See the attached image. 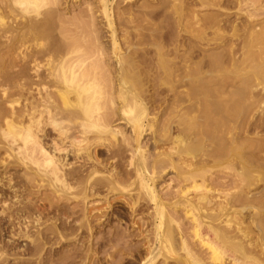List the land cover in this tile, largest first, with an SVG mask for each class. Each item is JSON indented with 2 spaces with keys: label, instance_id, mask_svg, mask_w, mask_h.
I'll return each instance as SVG.
<instances>
[{
  "label": "bare ground",
  "instance_id": "obj_1",
  "mask_svg": "<svg viewBox=\"0 0 264 264\" xmlns=\"http://www.w3.org/2000/svg\"><path fill=\"white\" fill-rule=\"evenodd\" d=\"M57 1L0 0V169H3V172H0V187H8L12 193L11 199L0 196V220H6L10 226L7 241L4 239L6 229L2 228L0 223V264L8 263L7 256L14 259L24 257L26 253L36 256L38 264H121L112 253L110 260L101 262L100 251L96 247L94 249V246L100 244L109 248L123 247L125 238L133 236V233L126 232L112 233L101 239L97 237L108 220L107 211L113 208L111 197L116 194L128 195L126 206L129 207L130 218L147 214L153 225L152 230L141 231L144 233L143 237L141 235L142 239L146 240L147 247H143L146 248V253L141 251V247H130L129 253L132 251L131 256L137 257L139 264H159L161 260L162 264H170L171 261L176 264H199L198 256L189 249L181 235L179 220L169 212L170 210L167 211L166 201L158 192V181L165 176L168 168H179L181 178L184 176L183 180L192 181L190 189L181 190V193L178 191L182 200L172 202V210L179 212L177 210L182 209L185 217L191 220L194 238L208 250L211 262L223 263L231 251L232 258H229L232 259V264H263L253 255L249 246L254 242L247 238L236 215L240 208H250L255 212L251 223L258 228L256 240L264 252V217L259 218V210L256 207L257 204H264V189L258 194H252V188L264 181V174L255 176L257 171L248 168L251 163L245 154H264V140L259 136L264 131V21H260V18L264 17V2L241 0L242 4L252 6L262 3L259 7L245 10L242 8L245 18L241 24L228 20L222 24L223 18L216 16L199 20L193 10L182 5V0H174L180 4L172 6L171 14L180 20L185 10L193 15L192 27L198 33L196 39L201 47L214 51L221 49V54L208 56V65H205L208 69V76H205L209 78L208 83L212 84L207 90H210L215 98L212 99L215 101L211 102V112L209 108L203 110L205 115H209L208 119H211L216 127L226 130L227 123L220 121L221 118L218 119L222 107L227 114L237 113L244 116L243 127L238 131L243 135L241 138L236 137L235 128L229 127L225 132L230 135L228 140L231 145L229 153L233 154L231 157L240 159L242 168L239 174H246V178L247 175L252 177L242 186L244 188H239L241 191L238 189L233 195L231 201L234 199V202H231L230 209L226 210L227 214L219 207L222 211L220 217L225 218L224 226L220 227L219 224H214L217 222L214 218L207 219V209L203 212L202 204L212 206V200L208 196L211 191L205 185V171L200 168L203 164L198 167L194 164L195 159H192L193 162L188 159L191 157V147L184 143L180 134L174 138L169 152L156 153L155 156L152 155L154 159L145 152L143 141L147 133L152 132L153 125L155 127L156 116L151 117L148 112V100L144 85L140 83L136 72L139 68L135 59L120 54L112 10L115 0H100L99 3L110 38L111 63L109 59L102 60L105 53L98 37L91 38L92 44L88 45V49L92 52L90 51L86 58L78 54L82 50L78 51L72 43L54 38L55 30L60 25L57 24V16L52 8L47 7L57 5ZM125 1L132 0H124V3ZM223 4L225 7L229 6L230 1L202 0L201 3L204 8L222 6L223 12H227V17L234 14L235 9L239 11V8H225ZM242 4L240 3V6ZM147 5L149 6L144 5V8L150 7V4ZM207 26L212 30L211 37L205 36L204 31H201ZM60 28L59 35L64 37V29ZM126 40H129V37ZM125 42L128 44V41ZM173 52L178 54L179 46H176ZM158 56L163 58V54ZM95 57L98 58L97 62L91 60ZM168 61L163 58L161 66L172 77V85L177 83L178 88L185 89L190 85L193 87L195 83L191 84L189 80L198 83L202 80H198V77H204L205 71H202L205 68L192 63L191 58H184V63L179 64L180 66L171 64V60L168 65ZM110 65L113 70L109 71L113 74L112 79H115V85L112 84V87L107 83V86H104L105 72L98 71L100 67L106 70ZM173 76L177 81L173 80ZM106 87L110 89L107 88L109 93ZM178 93L183 94L184 98H181H186L187 101L189 96H193L188 95L187 91ZM108 94L109 100L106 99ZM193 102L196 101L193 99ZM108 104L114 108L112 113L109 112L112 107L108 108ZM113 113L118 116L115 120L116 123L119 122L118 125H113L115 122L111 121L114 117L111 119L109 114ZM119 126H124L128 133L121 131ZM203 129L201 133L197 130L202 137L205 133ZM205 131L208 132L206 129ZM199 137L198 140H202V137ZM162 138L157 137L159 141H162ZM155 139L153 141H156ZM239 139H243V142H239ZM156 149L157 145L154 150ZM215 152L212 153L213 156ZM258 162L254 163L255 166L251 165L256 167L258 164L257 166L262 167ZM11 166L14 168L9 169ZM17 168L22 169L20 172L24 171L29 186L26 190L13 183L16 174L19 176ZM8 169L15 171V174ZM197 178H200L202 183H198ZM132 187H135L134 191ZM191 192L199 194L197 199L195 198L196 201L190 198ZM166 198L168 199V196ZM13 199L14 202L11 201ZM146 203L150 205L152 212L144 213L143 210L146 209L141 211V205ZM227 204L229 206V203ZM100 205L105 207H97ZM148 207L146 206L147 209ZM210 210L212 209L208 211ZM202 212L205 215H202ZM217 220L221 222L219 218ZM141 225L144 226L143 223ZM234 227L236 234H242L241 238L232 235L233 231L230 236L229 231ZM202 228H206L208 234L214 236V240L207 234L203 235ZM21 239L31 242L33 249L15 251V241ZM176 246L179 247L177 251ZM49 248L50 251L47 252ZM56 250H67L68 253L63 252L65 255L56 259ZM83 250H86L85 254H82ZM121 250L124 252L125 248Z\"/></svg>",
  "mask_w": 264,
  "mask_h": 264
},
{
  "label": "rangeland",
  "instance_id": "obj_2",
  "mask_svg": "<svg viewBox=\"0 0 264 264\" xmlns=\"http://www.w3.org/2000/svg\"><path fill=\"white\" fill-rule=\"evenodd\" d=\"M209 1H211V0H209ZM223 1H230L229 6L225 7L223 4V7H225V8H227V7L228 8H239V11L243 10L242 8H244V10H245V8H255L257 6L259 7L264 2V0H259L262 3L259 2L260 4H258L257 6H252V4H249L252 6V7L251 6L249 7V5H246L245 3H243V4L246 6H243L241 0H237V1L236 0H223ZM239 2L242 4L241 6H240ZM99 3H100V0H58L57 5L49 6L47 8H52L53 12L57 16V20H58L57 24L60 25V26L58 25L59 27L57 28V30H55L54 38H56V39L58 38L59 40H61V42L72 43L73 46H76L78 48V51L82 50V52L81 53L78 52V54L80 56H83L86 58L89 56L90 51L92 52V50L88 49V45H90V43L92 42L91 40L94 39L93 36H95L96 38L98 37L99 41L98 40L97 41L100 43V45H101L102 49H104V53H105V55L102 57V60H103V59H109V57H111L112 54L109 52L110 51V49H109L110 48V38H109L108 30L106 27L105 19L101 13V8H100L101 4H99ZM201 3H202V0L201 1L200 0H182V5L187 7V9H189V10H193L195 12V14L197 15L199 20H201V18L203 20L206 18V20H207L211 17L216 16V17H219L221 19L223 18L224 21L222 24H224L227 20L230 21L231 23L232 22L238 23V24L243 23L245 15H244V13H242V11L237 12L235 9V12L237 13V15L233 11L234 14L229 15V17H227V15H225V13H227V12L226 11L223 12L222 6L217 7V8H214V7H209V8L205 7L204 8V6L201 5ZM147 4H150V7L144 8V5L149 6ZM174 4H180V3H179V1L174 2V0H132L131 2L125 1V3H124V0H115L113 3V6H112V8H113L112 10H113V17L115 19L114 23H115V27L117 30L119 44H120V54L122 56L133 57L135 59L136 64L138 65V68H139V69H137L138 71H136V72L139 75L138 77L140 79V83L142 84V86L144 85L143 89H145L144 90L145 95L147 96V100H148L147 101L148 102V112L151 113V117L156 116L155 117L156 124H155V121L153 123V124H155V127L153 125L152 132L147 133V135L145 136V140L143 141V146H146L144 148L145 152L147 151L146 154L147 153H148V155L150 154L149 156L151 158V156L152 155L155 156L156 153L158 154L159 152L160 153L169 152L170 148L173 146L172 143H173L174 138L180 134V137L184 140V143L190 145V147H191L190 148L191 149L190 156L191 157L193 156L194 158L188 157V159L190 158V161H192V162L195 159L194 164L196 166L198 165V167H200V164L201 165L203 164L202 166H204V167L201 166L200 168H204L205 174L207 173L206 175L204 174L205 180H206L205 185H207L208 189L211 191L208 196L210 197V200H212L211 201L212 206L202 204L201 207L203 206V208H204L203 212L207 209L205 212L206 215L209 216L207 219H209L210 217L214 218V220L217 221L214 224H219L220 227H223L224 222H225L224 221L225 218H223L222 216L220 217L222 211L220 210L219 207H221L225 211L229 210L231 207L230 205L234 202V199H233V201H231L232 197L234 198L233 195H235L240 189L244 188L242 186L246 185V183L252 177V175H247L248 177L246 178V174L245 175L239 174V172L241 171L242 165L240 163V159L238 160V159L231 157L233 154L231 155L229 153V149H230L231 145H230V142L228 140L230 135H228L227 132H225L228 130L229 127L235 128L236 129L235 131L237 132L236 137L241 138L243 135L241 136V133H238V131L243 127L244 116L239 115L237 113L227 114L225 112L224 108L220 107L221 111L219 109L220 113L218 114L219 115L218 119L221 118L220 121L222 120L223 122L227 123V125H226L227 130H226V128L224 129L223 127L222 128L216 127V125H214V122L211 121V119H208L209 115H208V117H207V113L205 115V112L203 110L208 109V108L210 110L211 104H212L211 102L215 101V100H212L215 98L212 96L210 90L209 91L207 90V88H211L210 86H212L211 83L210 84L208 83L209 78L206 77V76H208L206 74V72L208 71V69L206 68L208 65V61H209L208 56L210 57L213 54H221V49L219 51H214L212 49L210 50V48H208V47H204V46L201 47L198 44V40L196 39V36H198V33L192 27L193 15L191 13H189L187 10H185L184 16L180 20L177 16L171 14L172 8H173L172 6ZM238 4H239V6H238ZM218 8H221V9H218ZM223 14H224V16H223ZM220 15H222V16H220ZM261 18H260V21H262V20L264 21V17H261ZM87 25H88V27H87ZM60 27H62L64 29V37L59 35V28ZM208 27L209 26L202 28L201 31H204L205 36L211 37L212 36V30L208 29ZM92 37H93V39H91ZM127 37H129V40H126ZM136 37L138 40L136 39ZM125 41H128V44ZM129 42H130V44H129ZM132 42H133V44H132ZM131 44H132V46H131ZM176 46H179V48H180V52L178 54L173 52L176 50ZM158 49H160V50H158ZM160 51L162 53H160ZM222 51H223V49H222ZM160 54H163L164 60H169V61L171 60L172 61V63L170 62L171 64L176 63L177 65H179V64L183 65L184 58H186V59L191 58L192 63L197 64L201 68L203 67L202 69L205 68L202 71V72L205 71L204 77H202V78L198 77V80L202 79L204 82L202 80H200L197 83V82H193V81L189 80L191 84L197 83V85L193 84L194 85L193 87L191 85H190V87L186 86L187 88L183 87L185 89H182L181 87H180L181 89L178 88L177 83H174V81H173L174 84L172 85V81H171L172 77L169 75V73H166L165 70H163V68L161 66L162 63H160V62L163 61V58L158 56ZM164 54L167 57H165ZM222 54H224V52ZM129 55H131V56H129ZM97 57L92 58L91 60L93 62H97V60H98ZM99 59H100V57H99ZM110 59H109V61L111 63ZM161 59H162V61H161ZM151 61H152V63H151ZM169 61H168V65H169ZM205 65H206V67H205ZM160 66H161V68H160ZM109 67L110 68H107L106 70L105 69L103 70L100 67V69L98 71L102 72V73L105 72L103 75L104 79L106 78L105 79L106 81L104 80V86H107V84H108V86L112 87L113 85H115L114 84L115 79L114 80L112 79L113 74H112V72L109 71V70L112 71L113 68L111 65ZM105 74L108 76H105ZM205 74H206V76H205ZM173 80L177 81V79L174 76H173ZM169 81H171V83ZM176 85H177V87H175ZM170 86L174 87V89H172ZM169 87L172 90L169 89ZM107 88L108 87L105 88L106 91H108V89H109V88L108 89ZM176 88H178V90ZM176 90H177V92H176ZM206 90H207V93H206ZM179 91H181V92L187 91L188 95L189 94L193 95V96H189L188 100L189 101L191 100L190 103H188L189 101H187L186 98L183 99L184 95L178 93ZM203 91H204V93H202ZM109 92L110 91H108V93ZM156 92H158V93H156ZM178 94L182 95V96L179 97ZM109 95L110 94H108L106 99L110 98ZM203 95H205V96H203ZM177 97H179V98H177ZM181 97H183V98H181ZM190 97L191 98L194 97L193 99H194V101H196L195 103L197 105L193 102V99H191ZM106 99H105V101H106ZM178 99L182 103L183 102L184 103L182 104L181 102H179ZM197 99L200 101L201 104L199 103V101ZM176 100H178V101H176ZM185 100H186V102H185ZM205 100L207 102H204ZM191 102L193 103V105ZM106 103L107 102H105V104ZM198 103H199L200 107L198 106ZM205 103H207V104H205ZM190 105H192L191 107H193V106L194 107L191 108ZM201 106H203V107H201ZM107 107L108 108L112 107L111 109H109V112L112 113V111L114 109L113 106H110L108 104ZM181 107H182V109H181ZM192 109H194V110H192ZM196 109H198L199 111ZM212 109H213V107H212ZM105 110L108 111V109H105ZM210 112H211V110H210ZM235 115L237 117H235ZM109 116L111 119H112V116L114 117L111 120V121H113V123L115 122L116 119H118V116H114V113L112 115L109 114ZM240 117H241V119H240ZM226 119H228V120H226ZM228 123H230V124H228ZM116 124L118 125L119 122H117V123L115 122L113 125H116ZM199 127L201 129H199ZM167 128L170 130H168ZM202 128H204L203 132H205L203 137L200 135ZM119 129H121V131L124 130V133H125V131L127 132V130H125L124 126H119ZM205 129L208 132H206ZM167 130H168V132H167ZM197 130L200 133H198ZM263 132H261L259 134V136L261 137L262 140H264V133ZM153 133H155V134H153ZM199 136L202 137V140ZM157 137H159V138L163 137L162 139H160L162 141H159V139H157ZM198 137L200 138L199 140H201V141L198 140ZM153 139H155L157 142L153 141ZM241 141L243 142V139H241V140L239 139V142H241ZM152 142L153 143L155 142V143L153 144ZM205 142H206V144H205ZM156 143H158V144H156ZM153 145H155V146H153ZM156 145L158 147V149H156L157 151L154 150L156 148ZM214 152H215V155L213 156L212 153H214ZM245 154H246V157L248 158V160H250L249 162L251 164H253L255 166L254 163H257L258 161H260L258 163H260V165H262V167H263L262 168L261 166H257L258 165L257 164L256 165V167L258 168L257 169L256 167H254L250 163H249L250 165L247 164V165H249L248 168H251L252 171H257L256 173L254 172L255 176H258L259 174H264V154L258 155L255 153L254 155H251V152H245ZM154 156H152V159H154L153 158ZM258 156H259V158H258ZM204 157H206V158H204ZM260 158H263V159L260 160ZM198 161L199 162L201 161V162L199 163ZM262 161H263V163H262ZM195 162H197V163H195ZM126 164L127 163H125V165ZM206 164H208V165H206ZM12 167L13 166H11L9 169L14 168V167L13 168ZM21 170H22L21 168H17V171L19 173L20 178L17 174H16V178L14 177L15 176L14 175L13 178H15V179H14L13 183L18 185L19 188L23 187L22 190H26L27 187H29V186H28L27 180L25 179V176L23 174L24 171L20 172ZM9 171L11 172L12 170H9ZM166 171L167 172H166L165 176L163 175V178L158 181L157 187H158L159 195L164 199V201H166L167 211L170 210L169 212L171 214H174L173 216H175V218L177 217L176 219L179 220L181 235L185 239L189 249H191L194 252L196 257L198 256L197 260L200 262L199 264H217V263L211 262L212 261L211 255L209 254L208 250L205 249L204 247H202L199 244V242L196 241V238H194V235L192 232L193 231L192 222L190 219L185 217L184 212H182V209L177 210L179 212H175V211L173 212V210H172V207H173L172 202H177V201L182 200L179 192L181 193L182 191H184V189H186V190L188 188L190 189L192 186V183H191L192 181L189 182V181H185V179L183 180L182 178L184 176H182V178H181V175H180L181 173H179V172H181V170H179V168L177 170H173V169L168 168ZM0 172H3V169H0ZM11 173L15 174V171H12ZM179 175H180V177H179ZM200 180H201L200 178H197L198 183H202V182H200ZM242 183H243V185H242ZM263 187H264V181L259 182L257 187L252 188L253 189L252 194H258L259 192H262V190L264 189ZM131 189H132V191H134L133 189H135V187H132ZM256 189H258V190H256ZM23 194H24V197L26 198V196H25L26 193L24 192ZM169 195H170V197H169ZM190 195H191L190 198H192L194 201H196L199 194L191 192ZM0 196L11 199L12 193L9 191L8 187H4V188L0 187ZM167 196H168V199L166 198ZM111 199H112L111 201H113V203H112L113 208H111L110 210L107 211L106 215L108 216V220L105 222L104 227L102 228L103 229L102 233L100 232L97 235V237H99L101 239L103 236L108 237L109 234H112V233L113 234H117V233L122 234V233H126V232L129 233L130 232V233H133L132 237H135V239L132 237H126L125 238L126 243L124 245L122 244L123 247L118 246L116 248H114V247L109 248V247H105V245L103 246L102 244H100V245L94 246V249L96 247V249H98L100 251L99 252L100 253L99 258H101L100 259L101 262L105 263L106 261L110 260V258H109L110 255L115 254L116 255L115 259L120 260L121 264H139L138 258L135 256H134L135 258H133L131 256L132 251L129 253L130 247H132V249H134V247L138 246V247H141V251L143 253L147 252V250H145L146 248L145 249L143 248L144 246L145 247H147V246L145 244V242H146L145 238L142 239L144 233H142L141 231L148 232L149 230L153 229L151 219L149 218V215L144 214L142 216L139 213H138L139 216H137L136 218H133V217L130 218V216H129L130 214H129V210H128L129 207L126 206L127 205L126 203H128L127 201H129L128 195L125 196V195H121V194H116V195L112 196ZM11 201L14 202L15 199H13ZM227 203H229V206ZM141 206H142L141 211H142V209H146V210H143L144 213L145 212L146 213L152 212V210H150L151 208H150L149 204L147 205V203H146L145 205L142 204ZM146 206L147 207L149 206L148 209L150 211H148ZM209 206H211V207H209ZM224 206H225V208H223ZM0 207H1V205H0ZM97 207L102 208V207H105V205H103V206L100 205ZM256 207H257V210H259V213L257 212L258 215L260 214L259 218L264 217V204H257ZM209 209H212V210L208 211ZM240 209H239V211L236 210L238 212L237 213L238 215H236L237 219H239L240 223H242L241 228L244 230V232L248 236L247 238L249 240L250 239L252 240L250 242H252V243L254 242L252 244V246H249V247L251 248L253 255L256 256L257 258H259L260 261L263 262V264H264V252L261 251L262 248L258 245L259 241L256 240V239H258V233H259L258 228H256V226L251 223L255 212L253 213L250 208L243 209V210H242V208H240ZM0 212H1V209H0ZM203 212H202V215H205V213L203 214ZM215 212L217 215L215 214ZM230 212H228V213H230ZM209 213H211V214H209ZM225 214H227V211ZM261 214H262V216H261ZM141 217L143 219H141ZM204 217H206V216H204ZM218 218L221 220V222L223 221L222 224L219 220H217ZM257 219H258V217H257ZM142 221H145V222H142ZM0 223L2 225V228L6 229V232H5L6 235L4 234L5 235L4 239H6L8 241L9 240L8 234L10 231V226L8 225L7 221L4 219H2V221L0 220ZM140 223L141 224L143 223L144 226L141 225ZM141 226H143V227H141ZM202 229H203L202 230L203 235H206V234L209 235L207 232L208 230L206 228H202ZM234 229H235V227L229 231L230 236L236 235L237 237L241 238L240 236H242V234H236L235 232H237V231H234ZM231 231H233V233ZM231 233H232V235H231ZM141 235H142V237H141ZM110 236H112V235H110ZM208 237H210V239L214 240L213 235H209ZM233 237H235V236H233ZM257 241H258V243H257ZM130 242H132L133 246H132V244H130ZM129 244H130V246H128ZM137 244H139V245H137ZM32 245L33 244H31V242H29L25 239L24 240L21 239L18 241L16 240L15 241V247L17 249H15V251L16 250L18 251L20 249L24 251L28 248L33 249L34 245L33 246ZM253 245H254V247H253ZM120 247L122 249L125 248L124 252H123V250H121ZM70 248L73 249L72 246H70ZM70 248H68V249H70ZM81 249H83V248H81ZM81 249H80V251H81ZM178 249H179V247L176 246L175 250L177 251ZM49 251H50V248L48 249L47 252H49ZM83 251H82V254H85L86 250L84 252ZM116 251L118 252V254ZM55 252H57L55 255L56 259L64 256L66 253H68L67 250L66 251L64 250L62 252H59V250H56ZM63 252L65 254H62ZM181 252L182 251H180V253ZM183 253L184 252H182V254ZM228 255H226V258H225L226 262L224 261L223 263H218V264H232V261H231L232 260L231 259L232 258V252L229 251ZM31 256L33 257L32 259H31ZM229 257H231V258H229ZM7 258H8L7 264H19L21 262H23V264H36V263L38 264V261L36 259L37 257L34 256L33 254H27L26 253L24 257H20V256L14 257V259L11 256H10L11 259L8 256H7ZM21 258H23L22 260H24V261L20 260ZM15 259L20 261V262L18 263V261H16ZM26 260H28L30 263ZM34 260H35V262H34ZM162 262L163 261L161 260L159 264H162ZM43 264H48V263H43ZM77 264H82V263L77 262ZM170 264H176V262L171 261Z\"/></svg>",
  "mask_w": 264,
  "mask_h": 264
}]
</instances>
